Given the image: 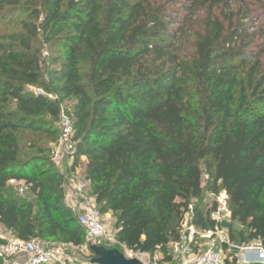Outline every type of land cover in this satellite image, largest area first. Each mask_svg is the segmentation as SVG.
Returning a JSON list of instances; mask_svg holds the SVG:
<instances>
[{
  "label": "trees",
  "instance_id": "1",
  "mask_svg": "<svg viewBox=\"0 0 264 264\" xmlns=\"http://www.w3.org/2000/svg\"><path fill=\"white\" fill-rule=\"evenodd\" d=\"M16 14L20 30L0 33V225L25 241L87 244L68 180L38 143L58 141L72 101L71 170L84 161L119 243L178 264L170 247L185 215L222 227L210 217L218 202L203 200L226 191L229 241L264 248V0H0L3 20Z\"/></svg>",
  "mask_w": 264,
  "mask_h": 264
},
{
  "label": "rangeland",
  "instance_id": "2",
  "mask_svg": "<svg viewBox=\"0 0 264 264\" xmlns=\"http://www.w3.org/2000/svg\"><path fill=\"white\" fill-rule=\"evenodd\" d=\"M23 18H26V15L16 14L4 20L0 16V33L2 34V33H11L14 31H19L20 30L19 21H21ZM40 42L41 41H39V45H41L43 50L42 57L46 59L49 56L48 49L46 46H43V44ZM61 105H62L61 107H63L64 109H66L67 107H70L69 109H71L73 102L72 101L62 102ZM46 119L50 121V118L46 117ZM58 127H60V131H61V121L59 122ZM20 142H21L22 151L24 153L36 152L35 149L30 148V142L27 138L20 137ZM38 143L39 145L47 149H51V152L48 153L47 155L55 163L57 169H59L68 180L66 184V190L69 197L67 196L66 203L74 207L76 209L77 214L87 211V209L84 208V205L87 206V208L98 209V205L96 204L94 198L89 193L88 185L82 191L78 190V186H80V184L84 182V178L82 174L84 161L82 160L81 165L76 170L73 171L71 170L73 159L70 158V155L65 154V150L62 151L63 152L62 158H58L56 161L54 160V158L56 157V153L59 150V139L58 141L52 142L44 135H40ZM204 180L205 181L207 180L206 175L204 176ZM224 196L225 195L224 193H222V191L217 196H214L211 193H206L203 200V205H207L208 207H211L214 200L218 202V197L227 200ZM87 198L92 199L93 201H91L88 204ZM225 216L227 218L226 221H228L229 223L232 222L230 212H226ZM111 217L106 221V223L108 224L110 229L114 230L116 221L114 218ZM234 226L237 229H240L239 224L235 223ZM0 237H2L5 241L14 238L8 231H6V229L2 225H0ZM225 244L227 245V247H225ZM192 245L194 250L196 251V254H201L210 249H213L225 259L226 257L230 256V254L237 256L241 251H243V248L245 247L257 246L258 242L254 241L246 245H239L235 242H230L228 229L220 227L218 233H214L212 230L198 229V233L193 238ZM48 246L55 252L57 258L59 259V261H57L54 264H92L91 259L93 255L90 248L88 247L85 246L74 247L72 245H63L57 242H48ZM111 247H116L120 249L128 257H137L133 252H131L125 246L116 244ZM174 249H175L174 245L170 247V250L172 251L175 257L176 254L174 252L175 251ZM163 257L164 254L162 251H156L153 255L146 256L141 260L146 264H167V263H160ZM5 263L29 264V256L26 254L19 256H12L10 258H7L5 260Z\"/></svg>",
  "mask_w": 264,
  "mask_h": 264
},
{
  "label": "built area",
  "instance_id": "3",
  "mask_svg": "<svg viewBox=\"0 0 264 264\" xmlns=\"http://www.w3.org/2000/svg\"><path fill=\"white\" fill-rule=\"evenodd\" d=\"M36 92L39 94H46L50 99H58V97L53 93H45L40 89H36ZM61 131L59 136V150L56 153L54 160L62 158V151L65 150V154L70 155V158L73 159V155L76 148V142L74 140V125L72 118L66 113V110L61 107ZM11 184L18 185L20 187V192L27 190L24 182H18L16 180H11ZM87 182H83L78 186V190L82 191L87 186ZM224 197L227 199L226 191H222ZM69 197V195L67 194ZM220 197V196H219ZM218 197V207L215 211L211 213V219L217 224L222 226V221H226L225 213L228 211L227 200ZM92 199L87 198V203L89 204ZM74 208V207H73ZM84 208L87 211L78 213V221L82 224L87 232V244L85 247H88L93 242L105 243L107 245H122L119 243L116 238L117 230H112L109 228L106 221L110 218L109 214L101 215L98 209L87 208L84 205ZM75 209V208H74ZM76 210V209H75ZM190 216L189 214L185 215V220L183 222L182 229V239L180 242L174 244L175 251L179 254L180 259L183 264H224V258L217 253L215 250L210 249L204 253L197 254L195 258H190L194 253V248L192 245L193 238L198 233L197 227L194 225H189ZM220 227L217 226L214 233H218ZM103 244V245H105ZM130 250V249H129ZM252 250L256 253L257 264H264V248L259 243L255 248H247L246 251ZM131 251V250H130ZM133 252V251H131ZM138 258L142 259L148 254L145 253H135ZM28 255L29 264H54L59 259L55 252L48 246V243L42 242L39 240L25 241L17 237H14L11 240L5 241L0 244V257H3L5 260L12 256L19 255ZM244 263L251 264V261L247 256L243 255L241 257Z\"/></svg>",
  "mask_w": 264,
  "mask_h": 264
},
{
  "label": "water",
  "instance_id": "4",
  "mask_svg": "<svg viewBox=\"0 0 264 264\" xmlns=\"http://www.w3.org/2000/svg\"><path fill=\"white\" fill-rule=\"evenodd\" d=\"M222 227L228 229L230 223L222 221ZM95 253V257L91 259L92 264H146L138 257H128L123 251L116 247H106L101 243L93 242L90 245Z\"/></svg>",
  "mask_w": 264,
  "mask_h": 264
},
{
  "label": "crops",
  "instance_id": "5",
  "mask_svg": "<svg viewBox=\"0 0 264 264\" xmlns=\"http://www.w3.org/2000/svg\"><path fill=\"white\" fill-rule=\"evenodd\" d=\"M109 216L111 217V215L109 214ZM112 218V217H111ZM6 231H8L7 229H6ZM9 232V231H8ZM10 233V232H9ZM11 234V233H10ZM13 237H15L13 234H11ZM259 244V243H258ZM249 247H251L252 249L253 248H255L256 246H248V247H245V248H243V251H241L238 255H237V257H238V259H239V264H246V263H244L243 262V260L241 259V257L244 255H246L247 256V258L251 261V264H257L256 262H255V260H256V253H255V251H252V250H248V251H246V249L247 248H249ZM175 250V249H174ZM175 252V260L178 262V264H183L182 263V261H181V259H180V256H179V254L176 252V251H174ZM196 251H194V253L190 256V258H195L196 257ZM149 256V255H148Z\"/></svg>",
  "mask_w": 264,
  "mask_h": 264
}]
</instances>
